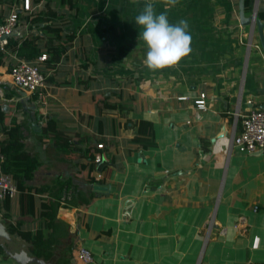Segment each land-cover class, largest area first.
Returning a JSON list of instances; mask_svg holds the SVG:
<instances>
[{
	"label": "crops",
	"instance_id": "1",
	"mask_svg": "<svg viewBox=\"0 0 264 264\" xmlns=\"http://www.w3.org/2000/svg\"><path fill=\"white\" fill-rule=\"evenodd\" d=\"M21 1L0 0V22L18 7L10 46L0 51V108L5 124H21L24 148L38 163L23 186L34 208L20 209L19 191L6 207L0 201L7 237L0 236V264H18L7 253L21 250L42 264H79V247L90 251V264H264V151L243 154L228 144L237 104L264 109V54L254 28L259 48L244 60L250 24H240L237 0H178L167 9L164 0H28L27 10ZM149 2L172 25L186 20L191 35L189 55L155 73L143 64L147 49L135 25ZM250 4L245 16L264 12V0ZM46 25L62 26L59 42L52 40L61 47L55 61L47 54L40 63L46 96L37 100L13 86L8 68L21 59L11 46L23 38L44 50ZM200 92L203 111L192 103ZM139 120L150 123L148 135L137 134ZM67 140L71 148L62 151ZM90 149L94 158L105 155L101 171L93 159L91 184L83 173ZM59 180L89 202L65 207L60 198L59 227L37 257L7 224L37 228L39 202L52 200Z\"/></svg>",
	"mask_w": 264,
	"mask_h": 264
},
{
	"label": "trees",
	"instance_id": "2",
	"mask_svg": "<svg viewBox=\"0 0 264 264\" xmlns=\"http://www.w3.org/2000/svg\"><path fill=\"white\" fill-rule=\"evenodd\" d=\"M250 0H243V14L246 15L250 10ZM38 15V14H37ZM36 17L32 20L40 19ZM257 16L259 19H264V12H258ZM43 33L47 37L46 45L44 50H40L35 48L32 45V40L28 37L23 38L17 46H11V49H14L16 54L21 57L22 60L26 61H33L39 56L41 53H44L46 56L49 54L52 61H55L57 56L59 55V48L61 47L59 44V36H61L60 32L62 31L61 27H50L48 25L43 27ZM56 44H52V40H56ZM10 44L7 42L6 46ZM258 45V43H257ZM259 46V45H258ZM55 47V49H54ZM5 50V49H4ZM50 50V53H49ZM126 50L125 47H122L119 52H124ZM46 60V59H45ZM11 66V65H10ZM9 66V68H10ZM8 68V70H9ZM8 117L3 113L0 108V133L2 135V139H0V153L3 156L1 162V169L2 172L5 174H9L17 187V190L20 192L19 195V207L22 209V204L24 206L25 211L30 212L32 207L34 208V196L33 193L30 192L29 189L24 188V182L30 180L32 177V173L37 166V160L34 156L30 155L24 148L22 143V135H21V124L15 120V118H11L8 124H5L6 119ZM48 122L45 124V128L42 127L41 133H45L48 131ZM51 129V127L49 126ZM137 134H145L148 135L151 130L150 123L148 121L139 120L137 122ZM52 133L56 136L58 133L56 132L55 128L52 129ZM65 149L62 151H67L71 148V142L69 140L65 141ZM88 150V149H86ZM91 149L89 150L88 162L83 167V173L85 174L86 181L88 183H96L94 181V177L91 174L93 162V155ZM100 155V162L98 164H94L97 166L98 170H103L105 168L104 161L105 155L102 152ZM60 182L62 180H59ZM63 182V181H62ZM65 182L58 183L57 187H54L51 192L48 191L46 187L40 189H34L36 192L39 191H48L49 198L41 199L39 202V212H38V225L33 231H22L18 229V226L15 224H7V229L10 233L15 234L16 236L20 237L24 241L28 242L31 245V252L39 257L41 255L46 254V246L51 244V235L54 231H56L59 227L58 224H53L55 218V212L59 206L60 201V192L61 190H65L68 198L66 202L69 206H76V207H84L88 204V200L84 198L82 192L74 191L72 189H63ZM9 198H4L1 200L3 203V207H6ZM28 209V210H27ZM73 247V240L70 241L68 244V250L71 252Z\"/></svg>",
	"mask_w": 264,
	"mask_h": 264
},
{
	"label": "built area",
	"instance_id": "3",
	"mask_svg": "<svg viewBox=\"0 0 264 264\" xmlns=\"http://www.w3.org/2000/svg\"><path fill=\"white\" fill-rule=\"evenodd\" d=\"M21 4L23 10L29 8L28 0H22ZM17 10V6H12L6 17L0 22V51H4L7 39L12 34L13 28L15 27L18 18ZM252 29L253 24L251 23L249 33L244 43V60L248 57L251 48H259L257 44H252ZM46 58L47 56L42 53L33 61L18 59L15 63L11 64L8 74L13 86L29 95L37 97V100H42L46 96V93L43 91L45 89V76L41 71L40 63ZM179 99H185V97H180ZM204 99L205 94L200 92L197 97L192 100L193 106L199 111L205 110L206 102ZM228 144L229 147H233L243 154L257 150L264 151V109L240 111L237 104L232 113L230 131L228 133ZM95 146L100 149L103 147V144L96 143ZM2 159L3 156L0 153V201L4 198L10 199L18 192L11 176L2 172ZM94 161L99 162L100 157L95 156ZM212 223L213 213L207 220L204 239H206V233L210 230ZM76 258L79 264H90L92 261L90 251L84 247H79L77 249ZM245 264L263 263L247 261Z\"/></svg>",
	"mask_w": 264,
	"mask_h": 264
},
{
	"label": "clouds",
	"instance_id": "4",
	"mask_svg": "<svg viewBox=\"0 0 264 264\" xmlns=\"http://www.w3.org/2000/svg\"><path fill=\"white\" fill-rule=\"evenodd\" d=\"M170 8L178 0H164ZM135 25L142 29L138 35L147 49L143 64L150 72H158L178 66L179 62L191 52V35L188 22L180 20L169 23L165 13L156 14L151 2L135 17Z\"/></svg>",
	"mask_w": 264,
	"mask_h": 264
},
{
	"label": "water",
	"instance_id": "5",
	"mask_svg": "<svg viewBox=\"0 0 264 264\" xmlns=\"http://www.w3.org/2000/svg\"><path fill=\"white\" fill-rule=\"evenodd\" d=\"M237 10H238V20H239L240 24L245 25V26L249 25L251 23L253 24V29L255 28L258 43H259V45L262 49V52L264 54V37H263L264 21L261 22L255 13H253V14L251 13L248 16H245L243 14V0H237ZM93 188L96 190L103 189L99 186H93ZM0 236L7 238L1 225H0ZM7 255H9L10 258H12L18 264H29L31 262H38V263L42 264L41 260H38L35 257L27 256L26 253L23 252L22 250L15 253V254H8L7 253Z\"/></svg>",
	"mask_w": 264,
	"mask_h": 264
},
{
	"label": "rangeland",
	"instance_id": "6",
	"mask_svg": "<svg viewBox=\"0 0 264 264\" xmlns=\"http://www.w3.org/2000/svg\"><path fill=\"white\" fill-rule=\"evenodd\" d=\"M180 97H184V96H180ZM180 97H178V99L180 98ZM68 198V196H67V194L66 193H63L62 195H61V202H60V204H62L63 206H68V204H67V202L66 201H64V200H66Z\"/></svg>",
	"mask_w": 264,
	"mask_h": 264
}]
</instances>
